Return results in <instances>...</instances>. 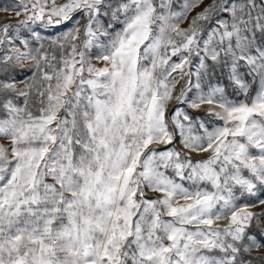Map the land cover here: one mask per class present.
<instances>
[{"label":"snow or ice","instance_id":"6c2138e0","mask_svg":"<svg viewBox=\"0 0 264 264\" xmlns=\"http://www.w3.org/2000/svg\"><path fill=\"white\" fill-rule=\"evenodd\" d=\"M0 10V264H264V0Z\"/></svg>","mask_w":264,"mask_h":264},{"label":"rangeland","instance_id":"374dc122","mask_svg":"<svg viewBox=\"0 0 264 264\" xmlns=\"http://www.w3.org/2000/svg\"><path fill=\"white\" fill-rule=\"evenodd\" d=\"M16 3V0H0V9L4 8H11L14 7ZM17 19H23V16L17 18L15 17V14L13 12H6L0 10V23L4 22L5 20L15 23ZM199 158V157H194ZM259 209H257L258 211Z\"/></svg>","mask_w":264,"mask_h":264}]
</instances>
